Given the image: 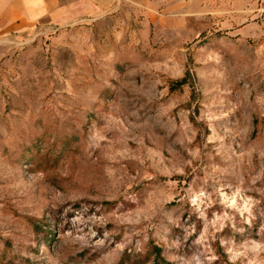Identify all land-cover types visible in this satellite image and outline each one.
I'll list each match as a JSON object with an SVG mask.
<instances>
[{
	"label": "rangeland",
	"instance_id": "374dc122",
	"mask_svg": "<svg viewBox=\"0 0 264 264\" xmlns=\"http://www.w3.org/2000/svg\"><path fill=\"white\" fill-rule=\"evenodd\" d=\"M0 0V264H264V0Z\"/></svg>",
	"mask_w": 264,
	"mask_h": 264
},
{
	"label": "crops",
	"instance_id": "0c3cea01",
	"mask_svg": "<svg viewBox=\"0 0 264 264\" xmlns=\"http://www.w3.org/2000/svg\"><path fill=\"white\" fill-rule=\"evenodd\" d=\"M95 5L97 2L102 5L111 0H91ZM53 0H35V6L40 10V13L43 14L53 6Z\"/></svg>",
	"mask_w": 264,
	"mask_h": 264
}]
</instances>
